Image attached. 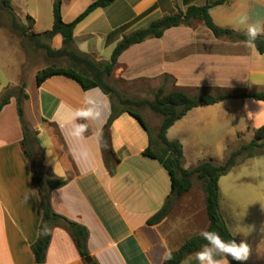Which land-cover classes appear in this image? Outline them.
<instances>
[{
	"label": "crops",
	"instance_id": "crops-1",
	"mask_svg": "<svg viewBox=\"0 0 264 264\" xmlns=\"http://www.w3.org/2000/svg\"><path fill=\"white\" fill-rule=\"evenodd\" d=\"M18 1L24 2L19 4ZM53 1L12 0L11 5L21 23H26V16L31 17V31L42 34L52 28ZM80 1L62 0L64 22H71L95 0H88L81 10H76ZM206 2L195 0L192 4L201 6ZM157 3L158 7L147 16L156 13L162 18L186 8L182 0H133L127 7L131 19ZM116 4L97 9L74 30L76 50L97 62L108 61L115 48L116 42L104 44V40L121 27ZM224 7L229 10L221 9ZM215 10H220L216 14L220 22L213 16ZM210 16L218 26L242 32L245 26L238 23L240 17L247 16L250 23L264 21V0H230L212 8ZM120 38L118 36V40ZM47 43L53 50L62 48L59 35ZM29 60L35 62L36 57L24 55L14 80L4 81L0 77V96L7 88L16 89L24 84L28 98L22 104L23 120L39 140L40 151H36L42 154L43 166L51 177L67 181L65 186L51 191V208L87 229L91 261L96 264H165L167 253H180L189 239L208 230L202 187H197L192 180L188 192L172 197L168 173L157 161L142 156L149 147V136L157 133L160 121L153 131L148 128V135L127 113L119 115L109 127V146L116 160L110 162V170L104 161L100 140L111 115L109 97L99 89L83 91L64 77H51L40 86L34 81L29 91L22 81L23 68ZM164 75L175 80L170 91L179 89L192 94L196 90L223 89L262 93L264 54L243 42L217 39L203 23L193 21L190 27L171 28L161 38L147 39L130 47L118 59L109 80L135 88L128 92L151 95L160 87ZM120 91L124 93L123 89ZM86 93L95 99L102 117L90 126L86 138L76 140L70 134L68 108L87 106L84 105ZM189 125L193 126V131L188 130ZM262 125L264 101L231 99L192 109L168 130L167 138L170 140L174 129L176 137L186 132L194 135L195 131H207L215 132L221 141L238 143L244 135L252 139L253 129ZM23 137L16 99L11 98L0 112V264H35L31 247L38 238L41 204L22 146ZM175 139L180 141V138ZM84 150L88 153L86 159L80 155ZM258 157L264 155L254 158ZM238 165L236 163L219 179V214L237 243L245 241L250 245L251 254L246 264H264V187L257 185L256 180L250 184L253 180L244 174L231 179L232 172L247 171L244 170L246 165ZM169 198L168 215L158 224L149 226L147 222ZM241 198H245L242 203L250 202L248 207L239 204ZM227 205L229 209L224 207ZM195 253L182 254L180 264H199ZM45 264L89 263L80 257L69 234L55 228Z\"/></svg>",
	"mask_w": 264,
	"mask_h": 264
},
{
	"label": "trees",
	"instance_id": "trees-1",
	"mask_svg": "<svg viewBox=\"0 0 264 264\" xmlns=\"http://www.w3.org/2000/svg\"><path fill=\"white\" fill-rule=\"evenodd\" d=\"M12 0H0V10L6 11L10 16L11 27L14 33L26 37L31 41L36 49L45 52L48 58L67 59L70 62L68 67L51 66L39 71L36 75V85L40 86L51 77H64L76 83L81 90L88 91L99 89L104 95L108 96L111 101V115L101 134V146L104 161L111 170L110 162L114 155L109 146V127L112 122L121 114L127 113L134 118L140 126L150 134L149 129L142 119L141 115L134 111L132 107H148L153 113L161 117V123L158 127L156 138L149 136V147L142 153V156L157 161L162 168L168 173L171 182V196L178 198L188 192L192 187V180L195 178L202 183V190L205 193V207L209 220L208 231H217L225 240L236 238L231 235L228 228L222 221L219 214V179L236 165V159L243 154L247 158H254L264 155V125L253 129L254 138L247 144L242 145L239 149L232 152L229 158L222 165H215L212 160H206L199 163L192 169H184L182 166L183 148L179 141H170L167 138L168 130L179 120H181L189 111L202 106H211L225 100L253 99L264 101V92L251 93L247 90H223L210 89L199 90L195 95H190L182 90L174 89L166 91V85L171 79L164 75L162 84L154 92L153 99L133 100L122 96L117 89L109 83L115 69L118 65L120 56L130 47L140 44L147 39L161 38L165 31L171 28L186 26L190 27L193 21H199L212 32L215 38H226L231 42H244L247 37L244 31L237 32L230 28L217 26L212 17L210 10L216 6L228 3L230 0H207L205 5H194L195 0H182L186 8L178 10L157 20H154L146 28L136 30L130 34L122 35L123 27L110 32L106 38V44L116 42L115 48L108 61L97 62L91 56L81 53L74 47V30L90 14L97 9H105L112 6L118 0H95L90 3L79 15L71 22H64L62 19L61 8L62 0H54L52 6L53 24L52 28L42 34H35L31 31L33 20L27 16L26 23L18 22L17 15L11 5ZM159 3L154 4L142 15L136 17L134 21L140 20L153 12ZM121 33V34H120ZM61 36L62 48L53 50L47 41L55 36ZM118 36H121L118 40ZM255 49L259 54H264V37H260L255 42ZM11 98L16 99L17 112L22 123L23 140L22 146L24 153L29 160L32 170V182L38 192L41 204V223L38 232V238L32 245L31 250L35 264H45L46 252L50 245L51 234L53 229L60 228L66 231L71 237L80 257L82 259L89 257L87 250L88 231L85 227L80 226L65 217L55 213L50 204V193L52 190L61 188L66 185L67 181L51 177L47 169L43 166L42 154L36 155V150L40 151L39 140L36 133L32 131L23 120V101L28 96L24 92V84H21L17 91L6 89L0 96V112L7 105ZM171 207V198L168 199L164 207L152 217L147 224L153 226L163 220L169 213ZM49 229L48 234L41 235L44 226ZM206 243L199 235L189 239L184 248L187 253L197 252L201 245ZM172 259H165V264H180L183 255L172 253ZM89 264H96L91 261ZM231 264H237L232 261ZM246 264V262H243Z\"/></svg>",
	"mask_w": 264,
	"mask_h": 264
},
{
	"label": "rangeland",
	"instance_id": "rangeland-1",
	"mask_svg": "<svg viewBox=\"0 0 264 264\" xmlns=\"http://www.w3.org/2000/svg\"><path fill=\"white\" fill-rule=\"evenodd\" d=\"M18 2L19 4H22L24 1L22 2L18 1ZM87 2L88 0H81L77 5L76 10H81ZM132 2L133 0H123V1L118 0L116 2L117 4L115 9H119L117 11V14L119 15L117 20L121 24V28L123 27V30H121L122 35L130 34L136 30L146 28L150 25L152 21L159 19L161 17V15L159 14L152 13L151 15L145 18L134 21L133 19H131L130 17L131 13L127 8ZM221 9L229 10V8L227 7ZM218 11L220 10H215L213 16L214 18H216L217 22H220V17L217 18L216 15ZM17 20L18 22H21V20L18 17ZM25 21L27 22L26 18ZM221 22L224 23L223 21ZM107 36L105 37L104 44H106ZM24 55H28L30 57H33L34 55L36 57L35 62L33 60H29L26 67L23 68L22 81L23 83L26 84L29 91L33 89L35 84L34 81L39 71L51 66L68 67L70 65V62L67 59L57 60V59L48 58L43 50L36 49L33 43L29 41L26 37H22L14 33L11 27L10 16L6 13V11L0 10V77L2 80L4 81L14 80L15 74L17 73L19 64H21ZM109 83L115 89H117V91H119V93L122 96L126 98L133 100L153 99L154 93H151V95H148V93L138 95V93L135 94L133 92H128L134 90L135 89L134 87L119 85L118 82H116L115 80H111V81L109 80ZM161 84H162V80L160 86ZM174 84L173 81L170 79L166 85V91L169 92L172 85ZM18 88L16 89L12 88V89L14 91L15 90L17 91ZM121 89H123L124 93L120 91ZM198 91L199 90H196L190 95H195ZM132 109L138 112L143 117V119L147 124V127L150 128L152 131L154 126H156V124L159 121L161 122V117L153 113L148 107H142V108L132 107ZM234 119L237 120L236 118ZM188 130L193 131V126L189 125ZM174 131H176V129H174L170 133V140L176 141L177 139L175 138H180L179 140L181 142L180 141L179 142L184 150V161H182V166H184L185 169L195 167L197 166V164L206 160H212V162L215 165H222L229 158L232 152L239 149L242 145L249 143L254 138L253 136V138L250 139V136L244 135L242 141H239L238 143H234V141L219 140L218 137H216L215 132H212L210 134L207 131L206 132L195 131L194 134L195 136L193 134H190L189 132L188 133L186 132L184 133V135L180 137H176V135L175 136L173 135ZM156 134L157 133L152 132L153 139L156 138ZM227 145L228 147H226ZM39 153H40L39 151L38 152L36 151V155L39 156ZM236 162L237 164L239 163L238 166L246 165L244 167V170L247 171L245 173H241L240 171L232 172L231 179H236L239 175L243 176L244 174L247 177L248 176L251 177V179L253 180V182H251L250 184L253 185L254 181L256 180L257 185L264 187V157L248 159L247 155L243 154L242 156L236 159ZM193 182H195L197 187H202V184L199 181L197 182L195 178L193 179ZM241 197H244L243 194L241 195ZM244 199L245 198H241V200H239L240 202L239 204L248 207L250 202L242 203L245 201ZM224 207L229 209V205ZM231 212L233 213V211Z\"/></svg>",
	"mask_w": 264,
	"mask_h": 264
},
{
	"label": "clouds",
	"instance_id": "clouds-1",
	"mask_svg": "<svg viewBox=\"0 0 264 264\" xmlns=\"http://www.w3.org/2000/svg\"><path fill=\"white\" fill-rule=\"evenodd\" d=\"M238 23L245 26L243 31L247 39L243 43L249 48H254L256 40L264 37V21L257 20L250 23L247 16H242ZM84 105L87 106L76 109L68 108V122L71 125L70 134L76 140L86 138L90 126L102 117V112L98 110L95 99L87 93ZM80 155L81 158L86 159L88 153L84 150ZM28 198V196L25 197L26 200ZM48 232L49 229L45 225L41 235H46ZM200 236L206 243L202 244L195 253V258L199 261V264H231L232 261L237 262V264H243L250 257L251 248L245 241L237 243L234 239L225 240L217 231L202 230ZM165 259H172L171 253H167Z\"/></svg>",
	"mask_w": 264,
	"mask_h": 264
},
{
	"label": "water",
	"instance_id": "water-1",
	"mask_svg": "<svg viewBox=\"0 0 264 264\" xmlns=\"http://www.w3.org/2000/svg\"><path fill=\"white\" fill-rule=\"evenodd\" d=\"M187 251H186V249L185 248H183L182 250H181V254H185ZM84 261L86 262V263H90L91 262V258L90 257H86V258H84Z\"/></svg>",
	"mask_w": 264,
	"mask_h": 264
}]
</instances>
